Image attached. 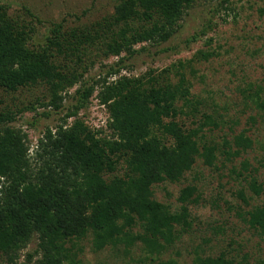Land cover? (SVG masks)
Instances as JSON below:
<instances>
[{"label": "trees", "instance_id": "1", "mask_svg": "<svg viewBox=\"0 0 264 264\" xmlns=\"http://www.w3.org/2000/svg\"><path fill=\"white\" fill-rule=\"evenodd\" d=\"M195 1L119 0L112 15L90 26L69 32L62 24L53 25L41 44L34 42L33 28L0 5V258L5 264H75L74 243L88 235L95 251L110 247L127 254L139 243L146 254L142 263L176 264L160 256L191 230L189 207L201 204V197L197 186H185L177 197L180 207L172 212L153 200L151 187L180 182L197 159L213 168L219 156L228 162L240 157L253 147L246 131L220 146L204 141L203 130L217 128L210 116L203 115L189 129L177 121L187 115L184 110L194 112L197 106L184 75L177 84L160 83L156 76L144 82L120 75L123 67L117 63L102 79L75 91V104L53 130L44 131L30 153L27 135L8 126L23 111L6 109L2 93L43 84L49 102L42 106L60 111L67 90L87 71L78 69L94 65L98 55L93 50L105 58L123 53L132 58L144 50L138 45L166 43ZM94 93L108 117L105 128L92 130L79 112ZM231 174L245 184L235 193L241 204L261 200L237 215L264 243L259 169L242 161ZM135 227L141 233L133 234ZM34 237L37 249L20 261ZM193 264L249 263L246 255L235 261L224 253L196 252Z\"/></svg>", "mask_w": 264, "mask_h": 264}, {"label": "rangeland", "instance_id": "2", "mask_svg": "<svg viewBox=\"0 0 264 264\" xmlns=\"http://www.w3.org/2000/svg\"><path fill=\"white\" fill-rule=\"evenodd\" d=\"M118 1L0 0V5L7 7L9 16L33 28L34 42L41 44L53 25L62 24L69 32L90 26L112 15ZM221 1L196 0L172 38L159 45H138L135 48L144 46V50L132 58H125L124 53L105 58L101 51L93 50L98 55L94 65L78 69V72L87 71L80 82L67 90L60 111L42 106L49 102V91L43 84L2 93L6 109L23 111L8 126L27 135L30 153L34 152L44 131L53 130L75 104V91L102 79L110 67L116 68L118 64L123 67L120 75L144 82L156 76L160 83L177 84L180 75H184L190 98L197 106L194 112L184 110L187 115L177 121L189 129L193 128V122L203 121V115L210 116L217 128H205L204 141L220 146L224 139L230 141L234 135L246 131L253 147L240 157L228 162L219 156L213 168L205 167L197 159L180 182H163L151 187L153 200L167 205L172 212L178 211L177 197L185 186H197L201 197V204L189 207L191 230L183 233L160 256L163 262L193 264L196 252L213 257L224 253L235 261L246 255L249 264L264 259V243L237 215L260 205L261 200L254 198L249 206L241 204L235 193L245 184L231 174L242 161H248L252 167H258L259 179L264 182V0H228L220 5ZM193 37L196 41L189 43ZM204 54L208 55L207 59L202 58ZM166 69L168 73H162ZM107 117L96 93L79 112V118L92 130L105 128ZM132 233H141L140 227H135ZM74 245L75 264H145L142 261L146 254L139 243L127 254L110 247L95 251L91 235ZM36 249L34 237L21 251L20 261ZM146 262L150 264L149 260ZM0 264H5L2 258Z\"/></svg>", "mask_w": 264, "mask_h": 264}]
</instances>
